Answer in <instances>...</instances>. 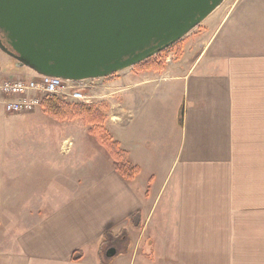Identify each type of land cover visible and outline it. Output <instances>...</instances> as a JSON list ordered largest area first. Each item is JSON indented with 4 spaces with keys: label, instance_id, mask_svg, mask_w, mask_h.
<instances>
[{
    "label": "crops",
    "instance_id": "0c3cea01",
    "mask_svg": "<svg viewBox=\"0 0 264 264\" xmlns=\"http://www.w3.org/2000/svg\"><path fill=\"white\" fill-rule=\"evenodd\" d=\"M216 12L164 71L89 84L86 103L106 100L107 128L141 169L134 182L87 127V146L59 149L80 173L70 162L0 163V264H100L106 234L125 251L109 264H155L141 252L150 228L163 264H264V0Z\"/></svg>",
    "mask_w": 264,
    "mask_h": 264
},
{
    "label": "water",
    "instance_id": "95a60500",
    "mask_svg": "<svg viewBox=\"0 0 264 264\" xmlns=\"http://www.w3.org/2000/svg\"><path fill=\"white\" fill-rule=\"evenodd\" d=\"M225 1L0 0V50L40 76L107 79L175 46Z\"/></svg>",
    "mask_w": 264,
    "mask_h": 264
},
{
    "label": "rangeland",
    "instance_id": "374dc122",
    "mask_svg": "<svg viewBox=\"0 0 264 264\" xmlns=\"http://www.w3.org/2000/svg\"><path fill=\"white\" fill-rule=\"evenodd\" d=\"M232 1L233 0H226L224 4L221 6L220 10L216 12L217 14H215L213 18L211 19L218 18L219 15H221L222 12L225 11V9L231 4ZM207 23L209 22H206V24L200 25L198 28H196L193 32L190 33L189 36L185 37L177 47H175L174 49H169L168 51L164 52L165 63L167 64L168 63L167 60L169 59L173 61L175 60V58H178L176 53L184 49L183 48L185 47L184 43L190 41V39L193 40L194 35L200 33L201 31H205L207 29L206 28ZM210 32L211 33L214 32V29H212ZM192 40L189 42V44H192ZM31 75H32V71H30L27 68L19 67L16 61L9 58L7 55H5L4 53L0 51V78L24 79V78L30 77ZM101 80L102 82L110 81L107 79H101ZM90 83L91 82H86L88 86ZM86 84H82V85L78 84L76 86L81 87ZM93 93H94V96H96L95 92ZM89 97H90V93H89ZM103 101H104V104H102L101 102L99 104L105 110L106 100H103ZM95 106L100 107L99 105H95ZM104 112H106V110ZM26 114L44 115L45 113L40 108L33 113H26ZM106 116H107V113H106ZM107 120L105 122V127L110 133L106 125ZM73 124L75 126L78 125L80 129L79 132L76 131L77 128H75V126L70 129L64 128V127H61L58 124V122L57 123L52 122L49 118H45V119L36 118L33 120L27 119V118L20 119L18 117H15V115L7 114L4 110V107L0 99V163L4 162L7 164H27V165H31L35 167L36 166L35 164H51L53 162L52 165H54L58 163L70 162L69 163L70 167L72 166L74 168L72 169V171L74 173H80V170L78 169L79 167H77L78 163L76 162H80L81 160L78 161L77 158L71 159L70 157L64 158L65 156L59 155L60 154L59 149L61 153L65 155L66 152H70V150L73 149V147L79 148V147L88 145L87 136L85 137V131H88L87 130L88 127L85 126V124L82 123L81 121H74ZM84 127H87L85 131L83 129ZM52 131L58 132V135L60 136L58 138H55L54 136L52 139ZM66 132H68L69 134L71 133L70 134L71 136L64 137L66 136L64 135ZM86 134L88 135L89 139L94 143V145H96V147L101 148V146L97 143L95 136L90 135L88 132H86ZM65 138H68V141L67 143H64L63 146L61 147L62 142L60 141ZM52 147L54 148L56 147L57 152L52 153L51 152ZM46 149H49V150L46 151ZM101 149L105 152V149L103 148ZM66 159H68L69 161ZM71 163L74 164L75 166H73ZM48 176H49V173L47 177ZM76 184L78 183L76 182L72 183L71 188L73 189V187H77ZM59 204L61 203L60 202L52 203L53 209L58 208L60 206ZM155 218H156V215L154 216V219ZM126 229H128V227H126ZM147 236L149 237L145 239L141 252L144 253V255L150 254V256H152L150 258H152L153 260L152 262H154L155 264H163V262L161 261L162 258L160 255L162 251H159L157 246L151 245V242L154 241V234L151 228L148 231ZM114 246H116L117 248H121L123 244L120 245L119 243L115 242ZM110 249H115V248L113 247ZM115 250H116V254L118 250L119 252L124 251V249H121V250L115 249ZM107 251L105 252L104 250L103 255L106 256Z\"/></svg>",
    "mask_w": 264,
    "mask_h": 264
},
{
    "label": "trees",
    "instance_id": "16d2710c",
    "mask_svg": "<svg viewBox=\"0 0 264 264\" xmlns=\"http://www.w3.org/2000/svg\"><path fill=\"white\" fill-rule=\"evenodd\" d=\"M179 44L180 42L170 49H174ZM176 54L179 58L182 55V51L180 50ZM165 67L166 63L163 52L156 57L139 64L138 66L134 67V69L138 72H162L164 71ZM114 77L115 75L107 78V80H112ZM41 109L53 121L58 123L74 121H81L84 123L85 126L88 127V133L92 136H95L97 143L101 146V148L105 149V152L112 161L113 170L128 183H131L138 178L141 169L130 161L128 153L121 148L119 142L113 139L105 127L107 116L106 112L104 111L107 109L106 106L104 110L102 106L98 107L92 104L70 102L58 97H52L43 101ZM180 126H182L181 123ZM139 220L140 214L134 217L133 221L130 223L131 227L135 228L136 225H139ZM122 232L127 233V230L124 229ZM111 237V234H106L104 237V242L101 244L99 253L100 264L110 263V260L105 255H103L104 250L106 252L113 247L115 249H119L114 246V242L112 241ZM126 241L128 242V240ZM117 252L121 254L125 251L119 252L118 250ZM81 258V252H78L73 256L74 261L81 260Z\"/></svg>",
    "mask_w": 264,
    "mask_h": 264
},
{
    "label": "built area",
    "instance_id": "2783aa9c",
    "mask_svg": "<svg viewBox=\"0 0 264 264\" xmlns=\"http://www.w3.org/2000/svg\"><path fill=\"white\" fill-rule=\"evenodd\" d=\"M78 84L86 82L44 77L34 72L24 79L0 78V99L5 112L10 115L33 113L41 108L45 99L52 97L86 103L89 99V86H76Z\"/></svg>",
    "mask_w": 264,
    "mask_h": 264
},
{
    "label": "flooded vegetation",
    "instance_id": "af4514ba",
    "mask_svg": "<svg viewBox=\"0 0 264 264\" xmlns=\"http://www.w3.org/2000/svg\"><path fill=\"white\" fill-rule=\"evenodd\" d=\"M3 42H4V40H3L2 36L0 35V43H1V44H4ZM0 51H1V50H0ZM1 52H2V51H1ZM2 53H3V52H2Z\"/></svg>",
    "mask_w": 264,
    "mask_h": 264
}]
</instances>
